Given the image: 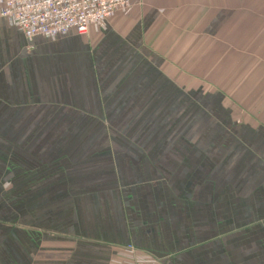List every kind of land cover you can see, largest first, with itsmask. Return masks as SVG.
<instances>
[{
  "label": "crops",
  "instance_id": "0c3cea01",
  "mask_svg": "<svg viewBox=\"0 0 264 264\" xmlns=\"http://www.w3.org/2000/svg\"><path fill=\"white\" fill-rule=\"evenodd\" d=\"M86 32L0 16V264H264L241 229L264 216V0H136Z\"/></svg>",
  "mask_w": 264,
  "mask_h": 264
},
{
  "label": "built area",
  "instance_id": "2783aa9c",
  "mask_svg": "<svg viewBox=\"0 0 264 264\" xmlns=\"http://www.w3.org/2000/svg\"><path fill=\"white\" fill-rule=\"evenodd\" d=\"M136 0H0V16L10 19L30 39L53 38L74 30L84 34ZM136 264H146L143 261Z\"/></svg>",
  "mask_w": 264,
  "mask_h": 264
},
{
  "label": "rangeland",
  "instance_id": "374dc122",
  "mask_svg": "<svg viewBox=\"0 0 264 264\" xmlns=\"http://www.w3.org/2000/svg\"><path fill=\"white\" fill-rule=\"evenodd\" d=\"M87 32H85L84 34H86ZM134 51V50H133ZM101 69V68H100ZM102 70V72H104L105 70H108V69H105L104 67H103V69H101ZM100 70V71H101ZM109 70H110V68H109ZM138 111H142L141 110V108L138 110ZM160 111V112H159ZM172 112L171 113H169V112H167V111H165V110H163V112H162V110H157V109H153L152 111H151V116H152V118H154V117H156V116H161V117H166L167 119H171L169 122H168V124H166L165 126H164V129H165V133H167V134H170L171 132H173L174 130H175V128H177V125L175 124V122H179L178 120H176V117H175V114L173 115V112H175L176 110H171ZM177 116V115H176ZM137 126H139V125H136V127H135V129H133V130H130L129 129V136H131L133 133H134V130H136L137 129ZM126 128V125H105L104 126V131L103 132H97V131H95V133H97L98 134V137H100V136H105V137H109L110 139H112L111 137V135H110V131L112 130L113 131V134L114 133H122V131L123 130H126L125 129ZM156 128H160V129H162V125L160 126V127H156ZM146 132V131H145ZM155 132H158V129L157 130H155L154 131V133ZM102 134H106V135H102ZM114 136V135H113ZM122 136V135H121ZM104 137V138H105ZM139 141H136L134 144H136V145H139L141 142V137L138 139ZM103 141V140H102ZM138 142H140V143H138ZM138 143V144H137ZM162 143V142H161ZM264 207V206H263ZM264 214V213H263ZM247 224L245 225V226H241V229H242V227H247L246 228V230L247 229H250V230H255V229H257V230H260L261 231V236L260 237H257L256 238V240H262L263 241V243H264V216L263 217H261V220L260 219H257V220H247V222H246ZM248 227H250V228H248ZM246 240H247V238H245ZM251 239H253V238H251ZM250 238H248V240H251ZM247 240V242H249Z\"/></svg>",
  "mask_w": 264,
  "mask_h": 264
}]
</instances>
